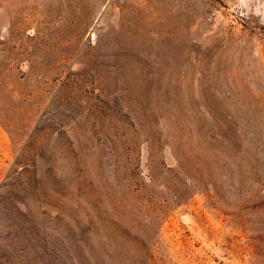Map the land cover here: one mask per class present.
I'll list each match as a JSON object with an SVG mask.
<instances>
[{"label": "rangeland", "instance_id": "rangeland-1", "mask_svg": "<svg viewBox=\"0 0 264 264\" xmlns=\"http://www.w3.org/2000/svg\"><path fill=\"white\" fill-rule=\"evenodd\" d=\"M0 264H264V0H0Z\"/></svg>", "mask_w": 264, "mask_h": 264}]
</instances>
